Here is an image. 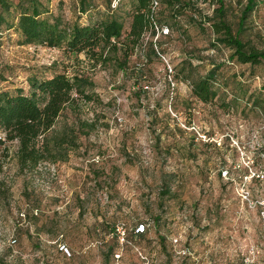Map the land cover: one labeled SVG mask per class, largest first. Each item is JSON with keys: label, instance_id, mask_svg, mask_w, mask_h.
Returning a JSON list of instances; mask_svg holds the SVG:
<instances>
[{"label": "rangeland", "instance_id": "obj_1", "mask_svg": "<svg viewBox=\"0 0 264 264\" xmlns=\"http://www.w3.org/2000/svg\"><path fill=\"white\" fill-rule=\"evenodd\" d=\"M40 1L43 17L66 23L106 8L104 0L87 13L78 0ZM183 1L190 7L176 12L157 0L167 32L145 33L121 61L20 44L0 26V91L26 93L28 77L63 72L86 77L96 95L79 110L93 126L64 161L21 171L14 142L0 145V264H264L254 204L264 197V65L227 60L203 18L214 16L216 0ZM244 3L222 0L233 30ZM116 6L123 37L129 0ZM242 26L240 39L261 48L264 0ZM211 68L216 94L202 103L190 82Z\"/></svg>", "mask_w": 264, "mask_h": 264}, {"label": "trees", "instance_id": "obj_2", "mask_svg": "<svg viewBox=\"0 0 264 264\" xmlns=\"http://www.w3.org/2000/svg\"><path fill=\"white\" fill-rule=\"evenodd\" d=\"M110 1L104 0L106 8L102 12L95 11L94 17L89 15L88 22L80 24L77 21L63 22L58 16L43 17L45 10L40 0H16L13 5L15 21L12 23L6 19L12 6L10 0H0V26L14 29L20 44H38L62 48L69 53H83L93 63H104L111 58L121 61L128 55L126 50L135 47L145 33L153 37L156 31H162L161 16L155 9L157 0H129L126 12L129 25L122 37L123 14H117L116 6L119 0L115 3L112 0L111 4ZM162 2L176 12L190 7L183 0ZM216 2L218 7L214 9V16L203 18L210 21L215 43L229 50L227 60L238 64L264 65V40L260 48L247 45L239 37L246 17L259 0H245L234 30L224 18L222 0ZM93 8L92 0H78L80 13H87ZM192 11L198 13L195 8ZM164 29L167 32L168 29ZM214 77L211 68L191 80L190 91L198 101L208 103L214 98ZM27 83L26 93L21 88H15L12 93L0 91V145L14 142L15 162L21 171L33 168L42 161H64L68 151L76 146L78 135H85L93 126V120L82 119L79 110L96 96L90 89L91 82L79 74L67 76L58 72L44 78L30 76ZM259 89L264 91V82ZM66 109L71 114L70 119L63 114ZM138 225L134 230L136 234H141L143 225L141 231Z\"/></svg>", "mask_w": 264, "mask_h": 264}, {"label": "built area", "instance_id": "obj_3", "mask_svg": "<svg viewBox=\"0 0 264 264\" xmlns=\"http://www.w3.org/2000/svg\"><path fill=\"white\" fill-rule=\"evenodd\" d=\"M114 3H115V0H114ZM114 3H113V5H114ZM154 4H155V2H154ZM162 32H166V30L162 29ZM225 173H226L225 170L221 171V175H225ZM254 204H255V206L258 207V215L260 218L261 234L264 238V197H261L258 200H255ZM21 215L23 216V214H21ZM138 229L140 231L142 230L141 224L138 225ZM114 231H115V234H116V237L118 238V240L122 241L123 240V230L119 227H116V228H114ZM10 242L14 243V239L10 238ZM249 254H254V250L251 249Z\"/></svg>", "mask_w": 264, "mask_h": 264}]
</instances>
